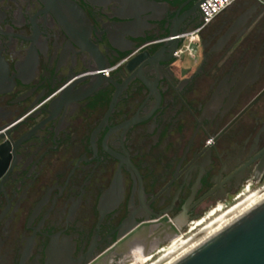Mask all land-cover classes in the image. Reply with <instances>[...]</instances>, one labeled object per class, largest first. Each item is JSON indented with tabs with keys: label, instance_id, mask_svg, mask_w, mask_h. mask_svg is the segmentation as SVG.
Returning a JSON list of instances; mask_svg holds the SVG:
<instances>
[{
	"label": "flooded vegetation",
	"instance_id": "1",
	"mask_svg": "<svg viewBox=\"0 0 264 264\" xmlns=\"http://www.w3.org/2000/svg\"><path fill=\"white\" fill-rule=\"evenodd\" d=\"M200 1L0 0V264H151L263 188L264 0Z\"/></svg>",
	"mask_w": 264,
	"mask_h": 264
},
{
	"label": "water",
	"instance_id": "2",
	"mask_svg": "<svg viewBox=\"0 0 264 264\" xmlns=\"http://www.w3.org/2000/svg\"><path fill=\"white\" fill-rule=\"evenodd\" d=\"M174 264H264V197Z\"/></svg>",
	"mask_w": 264,
	"mask_h": 264
},
{
	"label": "bare ground",
	"instance_id": "3",
	"mask_svg": "<svg viewBox=\"0 0 264 264\" xmlns=\"http://www.w3.org/2000/svg\"><path fill=\"white\" fill-rule=\"evenodd\" d=\"M264 197V186L249 196L245 197L243 200L234 204L233 207L221 212L218 217L211 220L206 224L199 232H197L192 237L181 241L174 248L162 255L158 260L151 264H174L188 253L193 251L196 247L210 239L212 236L217 234L221 228L234 221L241 214L246 212L249 208L254 206L259 202V200Z\"/></svg>",
	"mask_w": 264,
	"mask_h": 264
},
{
	"label": "built area",
	"instance_id": "4",
	"mask_svg": "<svg viewBox=\"0 0 264 264\" xmlns=\"http://www.w3.org/2000/svg\"><path fill=\"white\" fill-rule=\"evenodd\" d=\"M235 1L237 0H203L202 3L200 4V13L203 17L204 22L206 24L211 23L219 13H221L226 8L230 7L232 4L235 3ZM194 41H195V37L191 36V38L188 41V44L185 45L183 49L180 50L179 53L185 52L194 58V48H193ZM242 192L244 191L242 190L236 196V198H238Z\"/></svg>",
	"mask_w": 264,
	"mask_h": 264
},
{
	"label": "rangeland",
	"instance_id": "5",
	"mask_svg": "<svg viewBox=\"0 0 264 264\" xmlns=\"http://www.w3.org/2000/svg\"><path fill=\"white\" fill-rule=\"evenodd\" d=\"M235 201L234 200H230L228 203H227V205H231L232 203H234ZM168 245V244H167ZM166 245V246H167ZM156 254V253H155ZM132 263V261H131V259L130 258H128V259H126V264H131Z\"/></svg>",
	"mask_w": 264,
	"mask_h": 264
}]
</instances>
